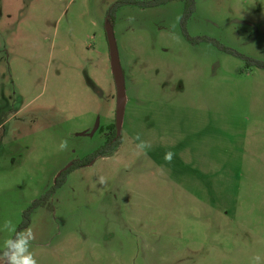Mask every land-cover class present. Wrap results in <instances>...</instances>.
Instances as JSON below:
<instances>
[{"label":"rangeland","instance_id":"374dc122","mask_svg":"<svg viewBox=\"0 0 264 264\" xmlns=\"http://www.w3.org/2000/svg\"><path fill=\"white\" fill-rule=\"evenodd\" d=\"M150 1L0 0V251L30 232L37 264H264V0L188 20ZM109 21L127 104L93 160L117 119Z\"/></svg>","mask_w":264,"mask_h":264},{"label":"trees","instance_id":"16d2710c","mask_svg":"<svg viewBox=\"0 0 264 264\" xmlns=\"http://www.w3.org/2000/svg\"><path fill=\"white\" fill-rule=\"evenodd\" d=\"M170 1H173V0H153V1H150V2H147L146 5L148 7H157V6H161V5H165L166 3L170 2ZM187 2V6L188 7V10H187V16H186V19L188 20L189 16L194 12L196 6H195V0H186ZM133 3H137V2H133ZM185 37L193 42V43H198V42H209V43H213L215 44L216 46L220 47L222 50H224L225 52H228L230 54H237L236 51L228 48V47H225L223 45H221L220 43H218L217 41H215L214 39H211V38H208V37H198V38H194L192 37L187 30H185ZM249 61L251 62L250 65H256L260 68H264V63H260L258 61H255V60H250ZM113 129V132L110 134L109 136V139H108V142L105 146H103L101 149H99L96 153H94L92 155V159H97L99 157H104L108 154H110L111 152L115 151L116 148L118 147L119 143H120V139L118 138L116 141V136H117V128H116V125H112L111 126V130ZM87 163L86 162H83V161H77V163L74 165V167L68 171H66L57 181V184L56 186L54 187V189L52 190V192H50L48 195H46L43 199L41 200H38L34 203L33 207L26 213V221L25 223L22 225V228L21 230L23 229H27L30 224H31V218H30V214L32 213L33 210H35L36 208L42 206L44 203L47 202V200L49 199L50 195L52 193H55V191L57 190V188L61 187L63 185V183L66 181V177L67 175L74 169H79L81 167H84L86 166ZM0 256H3V251H0Z\"/></svg>","mask_w":264,"mask_h":264},{"label":"water","instance_id":"95a60500","mask_svg":"<svg viewBox=\"0 0 264 264\" xmlns=\"http://www.w3.org/2000/svg\"><path fill=\"white\" fill-rule=\"evenodd\" d=\"M106 31L110 45L112 73L117 88L116 128H117V139H118L121 136V131L125 117L126 104H127L126 80H125L123 67L121 64L114 27L110 21L107 23Z\"/></svg>","mask_w":264,"mask_h":264},{"label":"clouds","instance_id":"9594fccd","mask_svg":"<svg viewBox=\"0 0 264 264\" xmlns=\"http://www.w3.org/2000/svg\"><path fill=\"white\" fill-rule=\"evenodd\" d=\"M139 143L136 145L138 149L145 150L150 147L146 142L142 141L140 136L135 137ZM62 148L67 147L64 143L61 145ZM165 159L170 160V155L166 156ZM105 179L100 177V183H105ZM32 234L30 232L18 233L14 238L5 241L3 257L5 258L6 264H37L36 259L29 251L30 241Z\"/></svg>","mask_w":264,"mask_h":264},{"label":"flooded vegetation","instance_id":"af4514ba","mask_svg":"<svg viewBox=\"0 0 264 264\" xmlns=\"http://www.w3.org/2000/svg\"><path fill=\"white\" fill-rule=\"evenodd\" d=\"M117 140V136H116V139H115V141ZM77 163V161H73L71 164H70V166H68V168H66L65 170H63L60 174H59V177H58V179L66 172V171H68V170H70V169H72L73 167H74V165ZM90 164V163H89ZM89 164H87V165H89ZM86 165V166H87ZM85 167V166H84ZM58 179H57V181H58ZM57 181H56V184H57Z\"/></svg>","mask_w":264,"mask_h":264}]
</instances>
